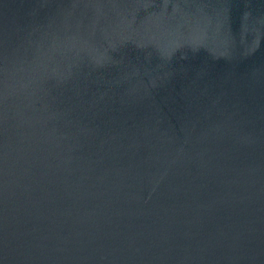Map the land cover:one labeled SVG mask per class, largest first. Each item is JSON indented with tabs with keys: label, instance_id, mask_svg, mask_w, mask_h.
Segmentation results:
<instances>
[{
	"label": "water",
	"instance_id": "water-1",
	"mask_svg": "<svg viewBox=\"0 0 264 264\" xmlns=\"http://www.w3.org/2000/svg\"><path fill=\"white\" fill-rule=\"evenodd\" d=\"M0 264H264V0H0Z\"/></svg>",
	"mask_w": 264,
	"mask_h": 264
}]
</instances>
